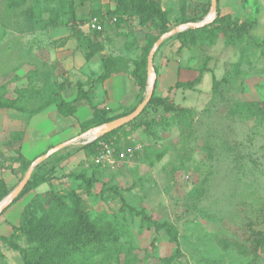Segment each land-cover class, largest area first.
I'll return each instance as SVG.
<instances>
[{
  "label": "rangeland",
  "instance_id": "374dc122",
  "mask_svg": "<svg viewBox=\"0 0 264 264\" xmlns=\"http://www.w3.org/2000/svg\"><path fill=\"white\" fill-rule=\"evenodd\" d=\"M223 1L227 20L209 25L214 16L177 37L168 33L199 23L210 0L169 5L166 21L143 9L144 0H0V101L13 100L25 115V156L52 146L47 158L33 160L28 191L0 212V264H22L14 245L41 251L13 228L53 212L51 196L72 190L110 239L83 243L64 264H264L257 238L264 234V0ZM93 18L95 28H82ZM65 50L96 52L87 85L104 66L113 74L142 65L145 87L133 91L142 100L150 58L154 94L175 109L148 105L137 119L99 131L97 142L113 149L109 161H94L96 141L81 148L101 125L80 126L78 137L55 149L74 133L62 127L71 120L57 116L35 132L29 116L57 101L59 83L70 84L52 60ZM198 74L192 86L175 87ZM20 141V133L0 134L8 194L33 162L23 160Z\"/></svg>",
  "mask_w": 264,
  "mask_h": 264
},
{
  "label": "trees",
  "instance_id": "16d2710c",
  "mask_svg": "<svg viewBox=\"0 0 264 264\" xmlns=\"http://www.w3.org/2000/svg\"><path fill=\"white\" fill-rule=\"evenodd\" d=\"M218 1L219 0H216L215 18L209 25L221 23L229 18V14H220ZM243 1L244 0H241V2ZM142 8L150 12V14H154L161 21H166V10L162 9L159 0H157V2L155 0H144ZM190 31L191 29L189 28L184 30L183 32H177L176 34L177 37L182 35L186 36V34ZM95 54L96 52H86L83 55L85 60L88 61ZM111 74L112 73H106V68L104 66L101 73H99L95 79L90 80L89 87L86 90L83 89L82 82H76L75 97L70 101H65L60 96L54 103L57 111L63 116L73 115L79 102L87 98L88 93L92 91L93 85L99 81L104 80ZM130 74L132 76L135 87L137 86L138 89H144L146 74L143 66H135ZM198 78L200 79L199 74L190 81H186L184 83H176L175 87L192 86L193 82L197 81ZM216 85L217 81L213 78V88L216 87ZM63 88V82L59 83V89ZM141 100L142 99L138 96L135 106L118 114H111L108 110L99 105L92 106L91 117L81 122L80 126L83 128V130H86L91 127L93 128L108 123L116 118L130 113L141 102ZM148 105L161 106L165 111H172L175 109L174 106L170 104L168 98L156 96L154 94V91L150 100L140 112V115L145 111V108ZM2 108L15 109L20 111L17 107L14 106L13 100L10 99L0 101V109ZM104 135H106V133L103 134V136ZM97 139H99V136L95 140L82 145L81 148H91L94 142H97ZM23 160L25 159L23 158ZM32 161L33 160H25L27 164H30ZM82 181L87 186H90L91 184L90 178H86L83 176ZM28 185L29 181H27L23 189L1 211V213L12 203L20 199L28 191ZM8 192L9 189L6 185V182L3 179H0V200L3 199L8 194ZM64 199L69 200L70 207L65 206ZM50 200H52L56 206L53 212L44 215L43 218L35 223H28V225L13 228L14 230H18L22 234L26 235L28 239L34 241L41 248L40 252L35 253V255H30L25 248L19 245H14V248L19 252L21 256L22 264H64L70 251L78 250L79 246L83 245V243H96L97 245H100L104 239H110L109 234L97 229L95 224L89 219L87 213L81 207V199L76 191H69L65 196L53 194ZM257 238L258 241L264 245V234L258 232Z\"/></svg>",
  "mask_w": 264,
  "mask_h": 264
},
{
  "label": "crops",
  "instance_id": "0c3cea01",
  "mask_svg": "<svg viewBox=\"0 0 264 264\" xmlns=\"http://www.w3.org/2000/svg\"><path fill=\"white\" fill-rule=\"evenodd\" d=\"M207 0H159L160 5L163 10L168 8L167 6H178L181 2L188 4H199L202 5L206 3ZM169 3V4H168ZM241 0H238V5ZM225 2L223 0L218 1V8L221 15L231 14L230 7H225ZM169 6V7H170ZM181 52H185L182 50ZM94 57V56H93ZM93 57L86 61L82 52H73L72 50H65L64 52H55L52 60L57 66L60 73H65V77L68 78L70 84L64 85L61 89L60 96L65 101L72 100L76 95V82L83 83V89L86 90L89 87L87 85L88 81V71L90 69V64ZM182 64H176L175 74L179 77L182 73ZM101 73V72H100ZM63 78L60 81H63ZM194 78V77H193ZM135 85L130 72H118L113 73L102 81L97 82L93 85L92 91L88 93L87 98L79 102L76 107V111L73 115L63 116L57 109L55 104H51L35 114L29 116H35V132L42 131L43 125L46 126L47 122L52 123L51 118L55 119L57 116L69 118L71 121L65 122L62 120V127L71 128L74 133L69 137L58 141V143L66 141L64 143L70 142L79 136L81 131L80 123L87 120L92 115V106L99 105L108 110L111 114H118L125 110H129L137 103V96L133 92ZM94 98V99H93ZM25 115L23 112L15 109H0V134L5 136H11L15 133H20V153L25 160H34L41 156L44 152H47L52 146L48 145L44 149H41L35 153L34 157H27L24 154V142L26 139V128L23 126ZM28 119V118H27ZM61 119V118H60ZM64 121V122H63ZM52 132V130H50ZM49 132V133H50ZM46 134V137L48 134ZM37 134H35L36 140ZM11 139V138H10ZM63 144V143H62ZM0 145H2L0 143ZM7 171L5 168L0 167V179L5 182L7 180Z\"/></svg>",
  "mask_w": 264,
  "mask_h": 264
},
{
  "label": "water",
  "instance_id": "95a60500",
  "mask_svg": "<svg viewBox=\"0 0 264 264\" xmlns=\"http://www.w3.org/2000/svg\"><path fill=\"white\" fill-rule=\"evenodd\" d=\"M215 12H216V0H210V12L208 14H210V18H207V15L199 22V23H187V24H182L177 26L173 31H170L168 34H174L177 32L182 31L185 28H195V27H199L202 26L208 22H210L213 17L215 16ZM162 38H159L157 40V42L155 43V45L152 47L151 51H153V49L161 42ZM148 67H150L151 69V74L150 76H148V84H147V88H146V96L144 97L143 100H141V102L128 114L121 116L119 118H116L108 123L102 124L101 125V130L103 132H107V131H111L113 129H116L118 127H120L121 125H123L126 122H129L130 120H133L143 109V107L146 105V103L150 100L152 94H153V89H154V81H155V73L151 67V60L150 58L148 59ZM97 128H94L93 130H95ZM92 130V132H93ZM100 130V131H101ZM92 132L87 133L88 135H86L85 137H88L90 134H92ZM95 137H97V134L91 137H88V139H94ZM67 143H63L60 144L59 146H57L55 149L62 147L64 145H66ZM54 149V150H55ZM50 151L45 152L44 154H42L41 156H39L36 161H42L45 158L48 157ZM36 161H33L29 168L27 173L24 175V177L20 180L18 186L9 194H7L3 199L0 200V212L13 200V198L23 189V187L25 186L26 182L28 181L29 178V174L33 168V166L35 165Z\"/></svg>",
  "mask_w": 264,
  "mask_h": 264
},
{
  "label": "built area",
  "instance_id": "2783aa9c",
  "mask_svg": "<svg viewBox=\"0 0 264 264\" xmlns=\"http://www.w3.org/2000/svg\"><path fill=\"white\" fill-rule=\"evenodd\" d=\"M96 24H97L96 18H93L88 23L84 24V26H82V28H86V29L95 28ZM92 140L93 139H90V140L87 139V141H85V143H88ZM97 144H98L97 148H99V155H97L95 157L94 161L96 163L102 162L103 160L109 161L110 158L112 157V154H113V149L110 146V144H108L102 140H99L97 142Z\"/></svg>",
  "mask_w": 264,
  "mask_h": 264
},
{
  "label": "bare ground",
  "instance_id": "6f19581e",
  "mask_svg": "<svg viewBox=\"0 0 264 264\" xmlns=\"http://www.w3.org/2000/svg\"><path fill=\"white\" fill-rule=\"evenodd\" d=\"M210 14L207 15V18H210ZM101 130V128H98L97 130L94 131V135L98 134V132Z\"/></svg>",
  "mask_w": 264,
  "mask_h": 264
}]
</instances>
